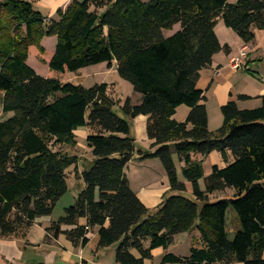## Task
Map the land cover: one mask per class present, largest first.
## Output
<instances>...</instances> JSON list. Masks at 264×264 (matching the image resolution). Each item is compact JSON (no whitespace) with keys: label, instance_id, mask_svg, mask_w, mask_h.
Here are the masks:
<instances>
[{"label":"trees","instance_id":"16d2710c","mask_svg":"<svg viewBox=\"0 0 264 264\" xmlns=\"http://www.w3.org/2000/svg\"><path fill=\"white\" fill-rule=\"evenodd\" d=\"M35 1L0 0V109L8 114L0 121V237L23 238L35 219L52 214L78 157L51 146L73 148L74 131L86 127L93 158L76 175L83 186L73 204L45 228L46 239L64 235L74 247L85 246L97 227L96 249L116 244V264H144L156 248L164 250L159 264H264V94L255 108L226 102L221 126L209 131L196 86L213 55L228 52L215 35L217 21L251 42L254 29L264 32V0H71L56 18L35 9ZM175 24L179 29L166 36ZM45 36L56 42L42 76L27 58L33 47L44 54ZM114 62L140 95L137 104L129 97L117 104L106 82L85 88L82 75L77 83L54 75ZM180 105L189 111L178 122L172 115ZM138 115L147 117L150 150L136 149L131 135ZM213 151L225 166L213 165L203 177L201 161ZM173 155L192 198L182 194ZM146 158H158L174 193L152 208L125 173L130 161ZM230 188L231 197H210ZM191 228L198 237L186 255L166 251Z\"/></svg>","mask_w":264,"mask_h":264},{"label":"crops","instance_id":"0c3cea01","mask_svg":"<svg viewBox=\"0 0 264 264\" xmlns=\"http://www.w3.org/2000/svg\"><path fill=\"white\" fill-rule=\"evenodd\" d=\"M70 1L71 0H43V3L46 2L45 5L48 7L47 17L56 18V10L65 7ZM235 1L236 0H232L230 3ZM220 24V20H218L214 27V32L219 43L222 46H228V52L220 50L214 54L210 65L200 70L199 78L196 83L197 88L200 89L205 96L207 127L209 131H214L221 126L223 117L220 108L226 102L233 100L240 109L255 108L260 104V99L257 98V96L264 94V69L259 65V60L262 59L261 57H263L264 52V32L259 29H254V39L251 42L244 43L232 30L222 27ZM178 29L179 24H175L165 35L169 36ZM52 43L54 47L55 43L53 39ZM242 48H244L247 53L245 65L239 68L231 67L229 59L235 56ZM104 64L106 65V63ZM104 69L105 73H108L110 70H116L115 62L110 68L106 65ZM137 94L129 97L133 104H137L140 100V95ZM238 95H247L249 99H238ZM188 111V107L180 105L175 108L172 118L178 122L183 121ZM146 119V116L138 115L130 121L134 125L132 126V135L135 138L136 149L142 151L150 150V144L152 142L146 136ZM86 135L87 134H85V137ZM213 152L205 156L201 161L203 166V177H206L210 173L211 166H213L214 162L211 160L212 154H215ZM216 154L217 155H214V157L217 159V161L215 160L218 162L217 166H219L221 165L219 153L216 152ZM151 159L154 158H146L141 161L132 160L128 165L137 164L140 167L146 166L145 162ZM206 162L210 165L209 170H205ZM143 174L137 177V184L134 188L131 186L127 173L126 177L130 188H132L138 198L146 207L152 208L162 200L164 195H169L172 192H170L168 184L165 183V185L164 182H162L163 186L159 189L156 187L155 183L146 182L142 177ZM200 180L199 186L201 185ZM182 182L185 185V192L191 193V184L184 179ZM148 184L151 186L147 188ZM210 197L215 198L214 195ZM54 220L55 219L52 218L51 215L35 219L23 238L19 236L0 237V264H116L114 261L116 244L96 249L97 227H94L89 232V240L85 246L74 247L66 240L64 235H58L57 238L46 239L45 228ZM83 222V220H80V223ZM64 229H68V227H64ZM197 237L198 233L196 229L191 228L187 232L176 235L173 243H186L185 245H188L189 249L191 241L196 240ZM185 245L183 246L185 247ZM163 254L164 250L162 248L154 249L152 251V258L150 260H145L144 264H159ZM262 257L264 258V251Z\"/></svg>","mask_w":264,"mask_h":264},{"label":"rangeland","instance_id":"374dc122","mask_svg":"<svg viewBox=\"0 0 264 264\" xmlns=\"http://www.w3.org/2000/svg\"><path fill=\"white\" fill-rule=\"evenodd\" d=\"M228 1L230 2L232 0H228ZM45 3H43V0H37L34 2V8L40 11L44 16H47L48 7L47 5H45ZM220 23L222 27H225L221 20H220ZM167 33H168V30H164V34H167ZM52 39L55 43L56 39L53 36L52 37L45 36L41 39L40 45L45 50L44 54L39 53L38 49L33 47L31 48L33 51L32 52L29 51V55L27 58L28 65L37 74L42 75V76H46V73L48 71L47 66H46L47 64L46 59L48 56H50L52 49L54 48ZM261 58L262 59L259 60V65L263 67L262 69H264V52H263V57ZM105 66L106 65L104 63H99V64L80 68L76 72H63L62 74H54V75L59 77L61 80L66 79L67 81H70L72 83H77L78 81L76 80V76L82 75L83 79L80 82V84L85 88L91 87L92 85L96 83L106 82L108 83V86L110 87L108 88L109 89L108 93L113 97L114 100L117 101V104L118 103L120 104L121 102H123L127 97H131L132 95L137 94L133 92L132 86L127 81L123 80L122 78L118 76L116 70H110L108 71V73H105L104 72ZM114 111L118 116L124 118L123 113L118 109V107H115ZM7 116L8 114H3L0 109V121L5 119ZM132 126L134 125L133 123L130 122L131 135H132ZM74 133H75L76 145L73 148L70 146L64 145V144L63 145L56 144V145L51 146L53 150H60V151L66 152L71 155L75 154L78 157L77 171H73L71 167L68 168V171H67L66 182H67L68 190L60 199H58L52 211L51 217L54 218L55 220H57L60 216H62L64 208L73 204L76 194L79 192V190L83 186L82 180L81 179L79 180L76 175L79 174L81 170L87 169L93 158L90 149L86 146V143H85V134H88L87 128L86 127L77 128ZM213 153L215 154H212L211 160L214 162L213 165H217L218 164V162H216L217 159H215L214 157V155H217L216 151H214ZM173 160H174L178 180L182 181L184 179L181 174V167L183 165L182 163L180 164L177 162L175 155H173ZM229 160L231 161V158H229ZM145 163H146V166H142V167H140L137 164H129L125 170V173H127V176L129 177L131 186H133V188L137 184V177L143 173H144L142 176L143 179H145V181L148 183H151V182L155 183L158 189L163 186L162 182H164V184L165 183L168 184L164 168L161 165L158 158L148 160ZM220 164L221 165H219V167H223V165L225 166V163L223 162L221 157H220ZM209 168H210V165L208 164V162H206L205 170H209ZM202 170H203V166H202ZM200 181H201L200 187L203 189L204 187L203 180H200ZM150 186L151 185L148 184L147 188ZM232 193L233 191L231 188L225 189L222 192H218L217 194L215 193L214 197L216 196H218L219 198L231 197ZM182 194L188 198L193 197L191 193H186L185 191H183ZM185 244L183 242L172 243L166 251L173 252L176 254H187L188 245H185ZM183 245H185V247Z\"/></svg>","mask_w":264,"mask_h":264},{"label":"built area","instance_id":"2783aa9c","mask_svg":"<svg viewBox=\"0 0 264 264\" xmlns=\"http://www.w3.org/2000/svg\"><path fill=\"white\" fill-rule=\"evenodd\" d=\"M247 53L244 48L240 49V51L233 57L229 59L230 65L233 68L243 67L246 63Z\"/></svg>","mask_w":264,"mask_h":264}]
</instances>
